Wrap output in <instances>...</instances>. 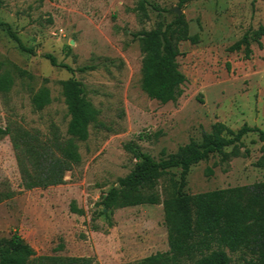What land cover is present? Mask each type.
<instances>
[{
    "label": "rangeland",
    "instance_id": "obj_1",
    "mask_svg": "<svg viewBox=\"0 0 264 264\" xmlns=\"http://www.w3.org/2000/svg\"><path fill=\"white\" fill-rule=\"evenodd\" d=\"M145 10H144V9ZM180 8L197 43L184 41L178 57L186 76L183 95L161 103L143 89V53L138 32L164 28ZM0 19L12 24L36 54L19 49L0 29V59L26 69L33 79L17 78L0 92V126L38 132L43 141L57 131L70 138L71 116L61 81L82 82L86 97L100 110L90 136L78 141L80 164L64 183L26 189L10 136L0 137V248L18 233L38 255L85 256L92 264H138L169 249L163 204H141L110 212L102 196L135 166L126 145L133 143L154 158L200 141L216 122L238 130L244 124L264 130L263 47L252 38L245 55L230 47L264 25V0H0ZM51 53L74 72L53 66ZM83 66L93 69L80 71ZM52 102L36 110L31 95L41 87ZM241 154L222 161L212 155L191 167L184 192L195 194L264 180V141L257 132L243 139ZM227 151L232 147H227ZM248 150V152L246 151ZM214 173L208 175L207 168ZM172 172L180 179L181 169ZM168 177L158 190L167 196ZM75 202L83 215L71 208ZM104 212V213H102ZM232 264H244L238 253Z\"/></svg>",
    "mask_w": 264,
    "mask_h": 264
},
{
    "label": "trees",
    "instance_id": "obj_2",
    "mask_svg": "<svg viewBox=\"0 0 264 264\" xmlns=\"http://www.w3.org/2000/svg\"><path fill=\"white\" fill-rule=\"evenodd\" d=\"M189 1L192 0H179V6ZM0 29L17 43L21 51L36 54L35 48L22 41L11 23L0 19ZM137 36L143 53L144 91L161 103L176 102L183 95L182 86L186 82L177 60L181 54L180 45L184 41L197 43L198 36L190 33L184 14L177 15L164 28L142 30ZM263 36L264 25H261L252 37L249 32L245 33L230 50L238 51L244 47L245 55L249 57L251 39L263 47ZM44 57L53 66L74 72L69 64L58 62L53 54L46 53ZM93 67L83 66L79 70ZM17 78L31 80L33 74L0 59V92H10ZM61 86L71 116L67 130L70 138L61 140L54 131L51 140L43 141L38 132L0 126V137L10 136L17 152L22 185L26 189L64 183L65 173L82 160L77 140H87L90 126L98 121L100 110L86 97L82 82L70 77L62 80ZM31 102L36 110L44 109L52 102L50 89L43 86L33 92ZM250 132H257L264 141V130L258 126L244 124L234 130L223 122H216L210 131L202 132L200 141L191 140L161 159L154 158L136 144L126 145L137 160L135 166L102 196L101 204L111 213L129 206L163 204L168 232L169 249L147 256L138 264H232L228 251L238 253L244 264H264V180L195 194L184 192L193 165L215 154H220L222 161L239 156L243 139ZM227 147L232 150L227 151ZM258 163L264 166V157ZM174 168L181 169L179 180L172 172ZM207 173L212 175L213 167H208ZM166 176L169 185L167 196L162 199L158 184ZM71 208L78 214L85 213L75 202ZM92 262L85 256L38 255L18 231L11 235L7 245L0 248V264Z\"/></svg>",
    "mask_w": 264,
    "mask_h": 264
},
{
    "label": "water",
    "instance_id": "obj_3",
    "mask_svg": "<svg viewBox=\"0 0 264 264\" xmlns=\"http://www.w3.org/2000/svg\"><path fill=\"white\" fill-rule=\"evenodd\" d=\"M175 11L179 14V15H182V10L180 8H176ZM119 187V185H118Z\"/></svg>",
    "mask_w": 264,
    "mask_h": 264
}]
</instances>
